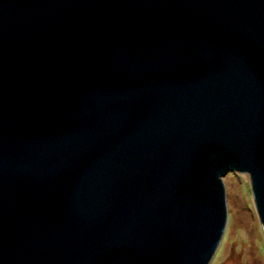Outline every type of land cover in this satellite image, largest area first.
Wrapping results in <instances>:
<instances>
[{"label":"water","instance_id":"1","mask_svg":"<svg viewBox=\"0 0 264 264\" xmlns=\"http://www.w3.org/2000/svg\"><path fill=\"white\" fill-rule=\"evenodd\" d=\"M229 171L264 233V0H0V264H210Z\"/></svg>","mask_w":264,"mask_h":264},{"label":"rangeland","instance_id":"2","mask_svg":"<svg viewBox=\"0 0 264 264\" xmlns=\"http://www.w3.org/2000/svg\"><path fill=\"white\" fill-rule=\"evenodd\" d=\"M223 182L227 224L210 264H264V233L252 195L250 179L229 171Z\"/></svg>","mask_w":264,"mask_h":264}]
</instances>
